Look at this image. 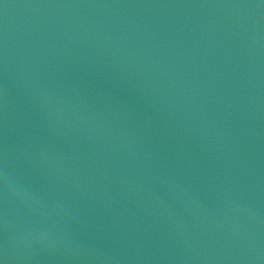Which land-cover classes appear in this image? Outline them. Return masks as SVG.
<instances>
[{"label":"water","instance_id":"obj_1","mask_svg":"<svg viewBox=\"0 0 264 264\" xmlns=\"http://www.w3.org/2000/svg\"><path fill=\"white\" fill-rule=\"evenodd\" d=\"M0 264H264V0H0Z\"/></svg>","mask_w":264,"mask_h":264}]
</instances>
